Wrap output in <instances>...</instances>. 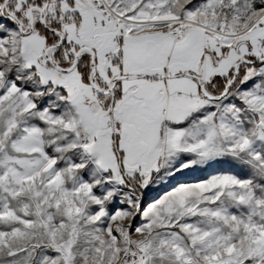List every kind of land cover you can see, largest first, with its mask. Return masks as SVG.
<instances>
[{
	"label": "snow or ice",
	"instance_id": "1",
	"mask_svg": "<svg viewBox=\"0 0 264 264\" xmlns=\"http://www.w3.org/2000/svg\"><path fill=\"white\" fill-rule=\"evenodd\" d=\"M0 264H264V0H0Z\"/></svg>",
	"mask_w": 264,
	"mask_h": 264
}]
</instances>
